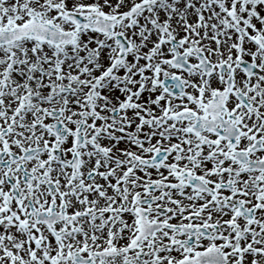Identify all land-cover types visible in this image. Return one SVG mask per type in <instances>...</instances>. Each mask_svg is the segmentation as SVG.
I'll use <instances>...</instances> for the list:
<instances>
[{"label": "snow or ice", "instance_id": "6c2138e0", "mask_svg": "<svg viewBox=\"0 0 264 264\" xmlns=\"http://www.w3.org/2000/svg\"><path fill=\"white\" fill-rule=\"evenodd\" d=\"M0 264H264V0H0Z\"/></svg>", "mask_w": 264, "mask_h": 264}]
</instances>
